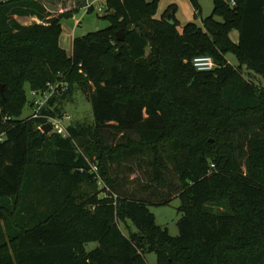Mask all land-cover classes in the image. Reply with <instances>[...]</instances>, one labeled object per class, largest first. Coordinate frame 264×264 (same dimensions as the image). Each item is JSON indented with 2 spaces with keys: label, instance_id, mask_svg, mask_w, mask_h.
<instances>
[{
  "label": "trees",
  "instance_id": "1",
  "mask_svg": "<svg viewBox=\"0 0 264 264\" xmlns=\"http://www.w3.org/2000/svg\"><path fill=\"white\" fill-rule=\"evenodd\" d=\"M44 1H0V264H264V0H214L181 30L176 5L157 18L161 0H106L111 25L76 35L72 54L60 40L76 10ZM78 89L93 122L46 132ZM32 92L53 93L37 111ZM107 130L137 137L109 144ZM140 155L162 188L143 197L112 170ZM175 194L178 236L149 207Z\"/></svg>",
  "mask_w": 264,
  "mask_h": 264
},
{
  "label": "rangeland",
  "instance_id": "2",
  "mask_svg": "<svg viewBox=\"0 0 264 264\" xmlns=\"http://www.w3.org/2000/svg\"><path fill=\"white\" fill-rule=\"evenodd\" d=\"M69 1L70 0H48L47 6L51 10L58 12L60 10V4H63L66 11L67 6H69ZM87 2H94V9L88 12V7L82 6V8H79L75 11L76 18H64L62 20V35L64 33H72L74 30L76 31L77 35H85L89 32L101 30L111 25V21L105 17V15L108 14L106 0H87ZM199 3L201 5V16L198 17L195 14V8L190 0H161L159 11L156 17L160 18L171 5H176V18L178 20V28L180 30L191 21L202 24V18H206L213 14L214 0H199ZM100 8H103V10H100ZM217 19L222 21L220 17H217ZM37 22L40 23L38 19L33 18H25L23 21L24 24H33ZM230 36L234 42L237 43L239 41L238 30H233ZM66 47L69 46L66 45ZM227 58L233 65H238V60L234 54H228ZM51 88H53V85ZM42 96L41 94L38 95L33 92L29 93V97L34 100V102H36L38 99H41ZM33 110V105H28L24 111L23 118L31 115ZM65 113L70 115L72 120H80L88 124L93 122L92 105L89 101V97L80 89L75 92L74 97L65 102ZM105 135L109 144H116L117 142L123 140L124 136L126 137L129 135L137 137L135 133H126L123 135L122 133H115L111 130H107ZM150 160H152V155H140L138 157L132 156L131 158L125 159L121 166H118L117 164L112 166L114 176L119 178L122 189L127 192L128 195L143 197L151 194L155 188L162 190L161 187L157 186V184L152 181L153 169L148 165ZM167 164L169 177L174 178L172 180L178 183L173 166L169 160L167 161ZM146 186H150V188L146 189ZM154 195H158L157 191ZM181 203V198L176 194L170 197L169 203L160 204L156 201H150L149 203L150 210L156 216L157 224L163 228H168L172 236H178L180 232L178 222L182 217L181 213L179 212ZM128 223L134 230H136V227L133 225L132 221L129 220ZM121 226L126 232H128V229L126 228L127 226L125 224L121 223ZM97 245L98 243L96 242L90 243L88 245V250L94 249ZM147 261L148 264H155L157 261L156 253H148Z\"/></svg>",
  "mask_w": 264,
  "mask_h": 264
},
{
  "label": "built area",
  "instance_id": "3",
  "mask_svg": "<svg viewBox=\"0 0 264 264\" xmlns=\"http://www.w3.org/2000/svg\"><path fill=\"white\" fill-rule=\"evenodd\" d=\"M92 6L93 4H89L88 9H90ZM100 10H103V8H100ZM74 18H76V16H74ZM193 62L195 67L200 71H209L216 67V62L211 56H199L196 57ZM52 93L53 92L45 94L42 96L41 99H38L36 101L37 111L41 109V107L45 104V102L52 95ZM70 120H71V116L65 115L64 117L61 118H51L49 123L53 125L54 131H57L58 133L67 136L68 135L67 126Z\"/></svg>",
  "mask_w": 264,
  "mask_h": 264
},
{
  "label": "crops",
  "instance_id": "4",
  "mask_svg": "<svg viewBox=\"0 0 264 264\" xmlns=\"http://www.w3.org/2000/svg\"><path fill=\"white\" fill-rule=\"evenodd\" d=\"M66 1V0H65ZM73 1H74V5H73ZM46 6H47V3H48V0H45L44 1ZM89 4H93V6L95 5L94 2H90L88 3L87 0L84 1V0H70L69 1V6H67L66 8V11L68 10H78L79 8H82V6H85V7H88ZM48 8V6H47ZM49 11H51L54 15H59L60 13L62 12H65V9H64V5L63 4H60V10L57 12V11H53L51 10L50 8H48ZM89 12V10H88ZM76 16V14H75ZM25 18H33V19H38L36 17H17V19L22 23L24 21ZM39 20V19H38ZM40 21V20H39ZM78 21V20H77ZM41 22V21H40ZM79 23V22H78ZM24 25H30V24H24ZM77 35L76 31L74 30L72 33H67V34H63L61 36V40H60V43L61 45L68 51L69 54H72L73 53V40L75 38V36ZM69 46V47H66V45ZM68 48V49H67Z\"/></svg>",
  "mask_w": 264,
  "mask_h": 264
},
{
  "label": "water",
  "instance_id": "5",
  "mask_svg": "<svg viewBox=\"0 0 264 264\" xmlns=\"http://www.w3.org/2000/svg\"><path fill=\"white\" fill-rule=\"evenodd\" d=\"M170 18L172 19V16H170ZM117 38L119 41H123L125 39L124 31L122 29L117 32ZM0 92L3 93V85H0ZM43 129L46 132H51L53 130V125L50 123H47L43 126Z\"/></svg>",
  "mask_w": 264,
  "mask_h": 264
}]
</instances>
